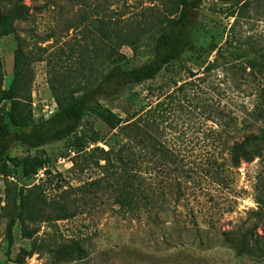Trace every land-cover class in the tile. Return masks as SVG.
Listing matches in <instances>:
<instances>
[{"label":"trees","instance_id":"obj_1","mask_svg":"<svg viewBox=\"0 0 264 264\" xmlns=\"http://www.w3.org/2000/svg\"><path fill=\"white\" fill-rule=\"evenodd\" d=\"M173 1V12L146 21L142 26L124 27L105 14L85 18L67 41L45 53L47 83L56 104L47 118L35 119L31 107V63L35 53H26L22 43H17L8 88L2 86L4 74L0 60V175L10 177L11 167H19L23 177L35 175L45 167L46 161L40 155H31L30 151L49 143L72 137L73 144L81 151L85 143L82 120L86 114H92L121 138L110 150L111 210L114 213H127L132 219L143 221L150 233H164L161 244L165 249L188 246L186 237L194 232L197 242L189 241V247L204 249L227 245L234 258L246 257L250 258V264H262L264 236L255 226L241 223L222 230L218 238L209 235L212 230L200 226L188 190L208 177L214 185L228 186L229 176L243 162H251L261 154L258 141L264 140L260 127L264 123V94L260 105L255 104L246 111L247 116L241 120L227 103H222L220 93L214 96L213 85L201 86L204 78L183 82L145 110H126V116L108 106L118 102L126 91L131 100L135 87L153 80L166 67L180 62L185 54L194 50L195 12L204 0ZM219 1L230 5L229 16H236L234 9L239 6V10H243L247 3V0ZM26 18L24 0H0V37L12 34L15 22ZM234 40H227L224 47L217 48V60L229 56L223 65L236 71L250 68L251 73L263 79L264 52L254 47L255 39L248 37L235 46L234 51L228 52L227 47H232ZM123 46L131 49L133 58L142 53L148 57L142 62H131L120 51ZM39 49L45 52L41 46ZM215 68V63L211 62L203 70L211 72ZM195 75L190 72V77ZM221 93L228 95L225 90ZM184 107L191 108L189 114L196 120L194 131L201 135V139L196 136L200 146L196 155L191 152L193 160L183 154L186 143L170 135L177 131V126L168 123L170 113L176 108L183 111ZM239 124L245 130L242 139L233 137L240 131ZM16 146L24 147L27 154L11 156ZM208 146L212 150L207 151ZM219 147L224 154L220 159L216 156ZM221 172L224 177L219 179L217 175ZM142 174L144 179L140 178ZM24 189L18 188L8 211L7 252L14 243L16 221L28 218L33 205L30 189ZM171 197L173 202L169 207L167 199ZM169 218L171 220H167ZM73 247L72 252H82L81 248H76L79 246ZM176 258L178 255H171L166 264H176Z\"/></svg>","mask_w":264,"mask_h":264},{"label":"rangeland","instance_id":"obj_2","mask_svg":"<svg viewBox=\"0 0 264 264\" xmlns=\"http://www.w3.org/2000/svg\"><path fill=\"white\" fill-rule=\"evenodd\" d=\"M24 4L27 18L15 22L12 34L0 37L2 86L8 88L11 83L13 52L20 42L26 53H35L30 86L35 119L47 118L56 108L47 83L45 56L67 41L85 18L105 14L124 27L142 26L174 10L173 0H24ZM229 9V4L223 5L219 0H204L195 12L194 50L185 54L180 62L166 67L153 80L135 87L131 100L126 91L118 102L108 106L126 116V110H145L183 82L204 78L202 87L213 85L214 96L220 93L222 103H227L239 120L245 118L246 111L263 101L264 78L251 73L250 68L236 71L226 67L223 63L230 58L217 60V48L235 39L233 46L227 47L228 52H232L235 46L253 37L254 47L264 52V0H247L243 10H239V6L234 9L236 16H229ZM120 51L131 62H142L148 57L142 53L133 58L128 46ZM211 62L216 68L205 72L204 66ZM190 72L196 75L190 77ZM222 90L228 95L224 96ZM190 109L176 108L170 113L168 123L177 126V131L170 135L186 143L183 154L193 160L191 152L196 155L200 146L196 136L201 139V135L194 131L196 120L189 114ZM260 127L264 134V123ZM81 128L85 134L81 151L73 144L72 137L49 143L30 151L31 155H40L46 161L45 167L35 175L23 177L19 167H11L8 178L0 175V264H166L171 255H178L176 264H250V258H234L227 245L204 249L189 247V241L195 238L194 232L186 237L188 246L165 249L161 244L164 233H150L143 221L132 219L127 213H114L111 210L110 150L121 138L92 114L84 116ZM238 128L240 131L237 130L233 137L242 139L245 130L241 124ZM94 138L96 143L92 142ZM258 145L262 148L261 154L251 162H243L229 176L228 186L214 185L208 177L188 190L200 226L212 230L209 235L218 238L222 230L242 223L255 226L264 236V140L258 141ZM210 147L205 149L212 150ZM10 154L24 156L27 150L16 146ZM216 156L219 159L224 156L220 147ZM217 177L221 179L224 174L218 173ZM140 178L144 179L145 175ZM19 187L30 189L33 205L28 218L16 221L14 243L7 252L8 211ZM167 201V206L171 207L173 198ZM73 246H79L76 248H81L82 252H72Z\"/></svg>","mask_w":264,"mask_h":264}]
</instances>
